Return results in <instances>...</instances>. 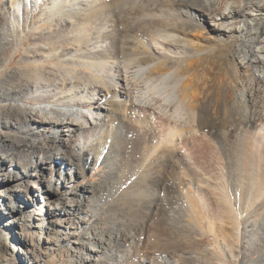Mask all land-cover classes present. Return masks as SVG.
Masks as SVG:
<instances>
[{"label": "bare ground", "instance_id": "1", "mask_svg": "<svg viewBox=\"0 0 264 264\" xmlns=\"http://www.w3.org/2000/svg\"><path fill=\"white\" fill-rule=\"evenodd\" d=\"M0 3V181L8 184L0 196L10 199L9 217L52 199L35 227L47 244H74L71 264H193L174 245L228 225L240 250L241 221L248 228L249 213H264V0ZM8 48L15 56L24 48L14 69ZM237 129L253 137L258 160L247 172L239 165L237 179L226 164L201 170L192 150ZM100 163L104 182L43 184ZM120 190L133 197L116 214Z\"/></svg>", "mask_w": 264, "mask_h": 264}, {"label": "rangeland", "instance_id": "2", "mask_svg": "<svg viewBox=\"0 0 264 264\" xmlns=\"http://www.w3.org/2000/svg\"><path fill=\"white\" fill-rule=\"evenodd\" d=\"M44 8H45V6H44V3L42 2L41 7H40V13L43 11ZM37 18H38V16L36 15V19ZM44 27H49V24H46ZM32 35H34V34H32ZM29 36L32 37L31 35H29ZM30 37L28 39H30ZM30 42L32 43V41H30ZM72 47L73 46H70V48H72ZM66 48H68V47L63 46V49H66ZM8 51H9V56H7V55L5 56L6 65L7 66L10 65L11 68L14 69L20 64L19 62L21 61L20 60L22 58L21 56H23L22 53L24 51V48L22 49V52L20 53L19 56H15L12 53V50L10 48H8ZM219 122H220V125L227 126V125H230L231 123L233 125H236L239 122V120L238 119H234V120H232V119H227V120L226 119L225 120L219 119L218 123ZM219 131H224V130H219ZM225 132H227V131H225ZM235 133H236V135H235ZM235 133L231 136L229 135L226 138L227 139L226 142L223 139H221V138H223V135H221V133L219 134V137L212 136L210 141H204V145L202 147V152H200L198 150H192V153L195 152L194 155H195V157H197L196 159H197V161H199L198 163L201 165V170H202V164H203L204 168L206 167V165H209V164L216 166V164L218 163L217 164V166L219 165L218 167H222L224 164H226L222 167V169H224V171H223L224 174L226 176H230V178L237 179V177H238V170L237 169H238L239 165L240 166L242 165L241 167L244 168V170H243L244 172H247L250 169L247 166L250 167L249 164L254 163V161L256 162L258 160L259 150H258V148L257 149L254 148V150H252V148H253V146H252L253 137L252 136H250L249 134L246 135V134L240 132L238 129ZM234 136H235V138H234ZM214 139L216 141H218V140L219 141L216 142ZM231 139H232V142H230ZM221 140H223L224 143H222L223 141H221ZM211 141L214 144H212ZM208 142H210V143L208 144ZM227 143H229V144H227ZM223 144L224 145L227 144V145L223 146ZM221 145L224 148H226L225 150H227L229 153L227 151L223 152L222 149L220 150L219 146H221ZM229 145H231V146H229ZM209 146L211 149L208 148ZM227 146H228V149H227ZM203 148H205V149H203ZM217 149H219V150H217ZM210 151H212V152L210 153ZM218 151H219V153H220V151L223 152V154L221 153L223 158L221 157V155H217L219 153H215ZM202 153H205L206 155L205 154L203 155ZM214 154L218 158H216ZM208 155H210L211 157ZM224 155H225V157H224ZM198 158H200V159H198ZM202 158H203V160H202ZM215 159H216V162H215ZM249 159H252L253 161L252 160L248 161ZM202 161H205V166H204V162H202ZM228 161H230V163ZM207 162H209V164ZM246 163L248 165H246ZM61 164L62 163L60 162V159L55 160V165L56 166L58 165L57 167L55 166V168L61 167ZM105 167H106L105 164L100 163L94 168L93 167L86 168V170L84 171V174L82 175L83 177H81L79 179H75L73 181H71L70 178L69 177L67 178V176H65V175L63 177H61L60 174H56L53 182L51 181V183H49V184L43 182V184L45 186H49V188L51 189L52 185L54 187L63 186V184L65 183V179H66V184L68 185V189H75L76 187H81L83 185H90L92 183H101V182H104L103 178H104V176H106L107 168H105ZM224 167H226V169ZM4 171H6L12 175L15 174V170L13 168L10 169L9 164L5 165ZM16 171H22V168L18 167L16 169ZM30 173L32 174L33 172H30ZM235 175H236V177H235ZM7 186H8L7 183L0 181V191H3V189ZM65 189H67V188H65ZM122 193H123V191L120 190L118 194L113 195L112 203L118 202L117 208L119 210H117L116 214L119 213L120 209H122V207L124 205L128 204V202H130V200L132 199L131 197H133V195H129V197L127 196L125 198L122 196L125 199L124 200L121 197ZM19 194H21V193H19V191H18L17 195H19ZM6 195L0 196V264H32L30 262L31 257H36L37 259L42 260L41 261L42 264H71L73 261L72 249L74 247V244H72L71 246H64V247L63 246L62 247L57 246L54 243L53 244L52 243L47 244L45 242V240L47 238V235L45 234V232L43 234H41V231L35 227V225L37 224V222L35 221V218H38V214L42 212L41 210L47 209L46 208L47 203L50 201L53 202V200L48 197V198L43 199V200L40 199L39 200L40 202L38 201V204L37 203L31 204V206H28V207H26V209H24L25 213L23 212L24 213L23 215L19 213V215H18L19 218H18L17 222H14V220H12V218L9 217L10 214H7L6 213L7 211L5 210V206L10 201V199H6V197H5ZM64 195L65 194H64L63 190L60 191V196L63 197ZM12 198H14V196H12ZM116 199H118V200H116ZM14 200L16 201V199H14ZM124 201H125V203H124ZM122 203L124 205H122ZM107 208L109 209L108 204L106 206H104L103 212L106 213V211L108 210ZM105 213H103V214H105ZM248 217H251L250 218L251 221L255 222L256 224L250 225L247 228V227H245V225H246L245 220L243 219L244 221L243 220L241 221V227H240V230H241V242H240L241 245L240 246H241V248H240V250H239V248H234L233 237L232 236L229 237V234H228V231H229V233L232 232L231 234L234 233L233 231L235 230L236 227H234L233 225H230V226L228 225V227H227L228 230H226V229L223 231L221 230L217 236L206 232L208 234L205 233L206 236L203 235L201 237V235H199V233H196L194 231V233L192 235L190 234V237L188 238L189 239L188 242L185 241L184 248H182V244L179 241V243H176L174 245V247H177V245L179 247L181 245L180 248L177 247L180 251L177 248H174V250H178L179 252H181V250L182 251L184 250V252H187L186 255L188 257L193 255V257H195L193 260V264H222L221 263L222 261H220V259L222 260L223 257H224V259L226 258V260H228V264H236V263L237 264H264L263 263L264 262V253H263L264 252V213L253 212V213H249ZM47 219H48L47 221H49V218H47ZM47 226H49V225H47ZM102 227H107V226L103 225ZM115 227H118V226L115 225ZM204 227H206V226H204ZM223 233H224V235H223ZM225 234H226V236L228 234L227 237H228L229 241L227 240L228 241V242L226 241L227 243L222 242V241L226 240V238H227L225 236ZM193 235H195L194 239H192ZM224 236H225V239L223 238ZM189 241H190V243H189ZM48 245L50 248L46 249V247H48ZM227 245L230 246L229 249H228V247H226ZM233 248L235 249L234 251H232ZM227 249H228V251H227ZM231 251L234 252V254L238 255V258H237L238 260L236 259V261H234V262L232 261ZM219 252H220V256H218ZM45 256H47L48 258H46ZM215 256H216V258H215ZM220 257H222V258H220Z\"/></svg>", "mask_w": 264, "mask_h": 264}]
</instances>
